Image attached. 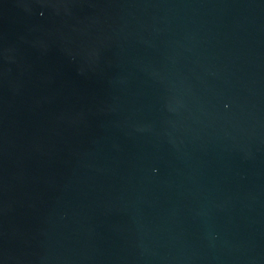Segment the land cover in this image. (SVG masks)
Instances as JSON below:
<instances>
[{"label":"water","instance_id":"1","mask_svg":"<svg viewBox=\"0 0 264 264\" xmlns=\"http://www.w3.org/2000/svg\"><path fill=\"white\" fill-rule=\"evenodd\" d=\"M0 264H264V0H0Z\"/></svg>","mask_w":264,"mask_h":264}]
</instances>
